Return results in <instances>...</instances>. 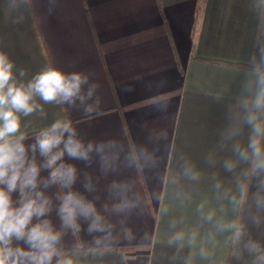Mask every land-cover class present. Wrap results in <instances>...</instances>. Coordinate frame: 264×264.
<instances>
[{
    "label": "crops",
    "instance_id": "crops-1",
    "mask_svg": "<svg viewBox=\"0 0 264 264\" xmlns=\"http://www.w3.org/2000/svg\"><path fill=\"white\" fill-rule=\"evenodd\" d=\"M262 49L264 0H0V51L26 71L23 79L54 64L99 85L95 112L44 105L46 115L23 118L24 130L65 118L86 141L117 144L107 174L98 157L91 166L70 161L80 170L76 189L113 225L99 245L103 234H89L86 222L66 233L74 264H251L226 226L243 225L244 239L264 246V208L255 199L264 177L234 152L248 143L243 103L256 94ZM141 147L155 165L128 167L126 156ZM186 165L198 179L185 175ZM113 182L130 186L134 208L111 211L119 202Z\"/></svg>",
    "mask_w": 264,
    "mask_h": 264
},
{
    "label": "clouds",
    "instance_id": "clouds-1",
    "mask_svg": "<svg viewBox=\"0 0 264 264\" xmlns=\"http://www.w3.org/2000/svg\"><path fill=\"white\" fill-rule=\"evenodd\" d=\"M261 56L264 58V49ZM256 71V94L250 102L243 103L244 122L250 128L248 143L246 147L236 144L234 152L241 161L251 162L253 174L264 177V70ZM26 75L7 53L0 51V264H74L63 247L66 233H79L81 221L86 222L89 234H103L95 240L99 245L111 235L113 225L97 209L95 200L76 189L80 170L70 161L91 166L98 157L102 172L107 174L118 159V153L113 152L117 144L86 141L73 122L65 118H56L29 135L24 130L23 118L34 113L46 115L44 105L68 106L91 114L99 108L100 97L99 85L84 72H66L48 64L30 79H23ZM125 159L128 167L156 163L152 153L143 147ZM224 166L232 171L235 163L225 161ZM184 171L191 179H198L199 174L191 165H186ZM83 188L87 193L95 191L87 173ZM129 190L127 183L110 185L112 196L119 200L112 205V212L124 213L135 207ZM261 193L264 178L260 179L255 196L258 208H264ZM108 210L105 205L104 211ZM53 213L59 226L52 219ZM212 217L209 212L206 218ZM256 223L259 225V218ZM224 227L220 226L221 230ZM226 227L233 230L235 244L243 242L252 256L251 264H264V246L253 239L245 240L243 225L231 223ZM177 238H182V234H177Z\"/></svg>",
    "mask_w": 264,
    "mask_h": 264
},
{
    "label": "trees",
    "instance_id": "trees-1",
    "mask_svg": "<svg viewBox=\"0 0 264 264\" xmlns=\"http://www.w3.org/2000/svg\"><path fill=\"white\" fill-rule=\"evenodd\" d=\"M130 248H136V247L134 246V247H130Z\"/></svg>",
    "mask_w": 264,
    "mask_h": 264
}]
</instances>
